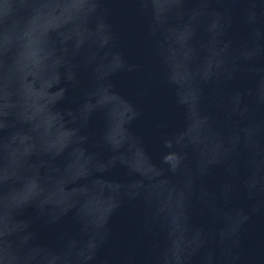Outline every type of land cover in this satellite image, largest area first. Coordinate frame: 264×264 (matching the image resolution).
I'll return each mask as SVG.
<instances>
[{
    "label": "water",
    "instance_id": "95a60500",
    "mask_svg": "<svg viewBox=\"0 0 264 264\" xmlns=\"http://www.w3.org/2000/svg\"><path fill=\"white\" fill-rule=\"evenodd\" d=\"M0 264H264V0H0Z\"/></svg>",
    "mask_w": 264,
    "mask_h": 264
}]
</instances>
